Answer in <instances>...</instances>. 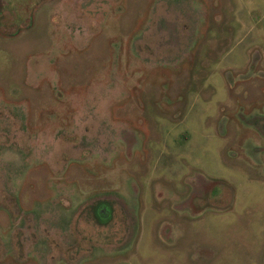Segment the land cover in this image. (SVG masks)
I'll return each instance as SVG.
<instances>
[{
  "label": "rangeland",
  "instance_id": "374dc122",
  "mask_svg": "<svg viewBox=\"0 0 264 264\" xmlns=\"http://www.w3.org/2000/svg\"><path fill=\"white\" fill-rule=\"evenodd\" d=\"M3 3L0 264H264V0Z\"/></svg>",
  "mask_w": 264,
  "mask_h": 264
},
{
  "label": "water",
  "instance_id": "95a60500",
  "mask_svg": "<svg viewBox=\"0 0 264 264\" xmlns=\"http://www.w3.org/2000/svg\"><path fill=\"white\" fill-rule=\"evenodd\" d=\"M106 206H107V204H106ZM106 208V213H107V215L105 216V218H103L102 217V215L100 216L99 215V212L96 210V213H97V215H98V217L102 220V221H104L105 219H109V215L111 214V208L109 207V206H107V207H105Z\"/></svg>",
  "mask_w": 264,
  "mask_h": 264
},
{
  "label": "flooded vegetation",
  "instance_id": "af4514ba",
  "mask_svg": "<svg viewBox=\"0 0 264 264\" xmlns=\"http://www.w3.org/2000/svg\"><path fill=\"white\" fill-rule=\"evenodd\" d=\"M99 202V205L97 206V211L99 212V215L101 216L102 215V211L104 209V207H107L106 204L104 202ZM97 214V213H96Z\"/></svg>",
  "mask_w": 264,
  "mask_h": 264
},
{
  "label": "trees",
  "instance_id": "16d2710c",
  "mask_svg": "<svg viewBox=\"0 0 264 264\" xmlns=\"http://www.w3.org/2000/svg\"><path fill=\"white\" fill-rule=\"evenodd\" d=\"M4 10V3H3V0H0V23H1V19H2V17H3V11ZM93 209H94V207H93Z\"/></svg>",
  "mask_w": 264,
  "mask_h": 264
}]
</instances>
